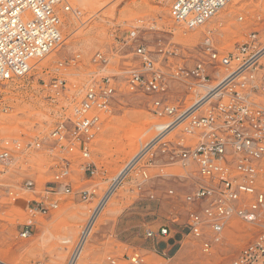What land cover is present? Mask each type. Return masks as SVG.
<instances>
[{
	"label": "rangeland",
	"instance_id": "1",
	"mask_svg": "<svg viewBox=\"0 0 264 264\" xmlns=\"http://www.w3.org/2000/svg\"><path fill=\"white\" fill-rule=\"evenodd\" d=\"M174 1L67 0L71 12L63 15L65 44L35 62L25 78L0 83V153L4 140L38 139L45 145L40 151L14 154L9 166L0 163L3 264H68L83 229L93 217L91 212L155 136L158 121L150 113L149 99L130 93L124 83V72L138 66L132 49L125 47L132 31L139 29L137 41L153 52L160 45L177 47V64L186 68L204 59L201 49L209 31L222 57L246 42L254 31L259 32L264 44V0H235L208 26L196 31H188L174 21ZM97 53L109 59L102 74L115 77L118 90L91 146V158L99 174L89 178L82 169L83 161L73 156L69 182L73 191L88 189L95 194L89 202L62 195L56 198L57 210L47 216L33 213L29 205L43 196L56 171V153L49 151L50 132L64 107L68 106L67 115L71 113L72 105L65 98L73 104L80 103L83 94L79 91L99 72L93 63ZM60 62L65 63L62 69L58 67ZM54 78L64 79L69 90L57 103L52 102L50 90L44 88V83ZM171 96L177 102L184 99L183 85L172 84ZM143 164L144 161L124 177L112 194L76 264H109V257L122 258L128 247L141 252L144 264H230L257 237V226L231 219L221 243L211 253H203L201 241L187 231L192 207L185 197L198 184L196 170L174 166L160 173L159 169H151L150 179L143 182ZM262 166L264 170V162ZM28 181L35 184V192L25 189ZM259 185L264 191V171ZM30 222L32 235L24 239L22 230ZM161 227L169 229L167 237H147L148 232L157 233Z\"/></svg>",
	"mask_w": 264,
	"mask_h": 264
},
{
	"label": "built area",
	"instance_id": "2",
	"mask_svg": "<svg viewBox=\"0 0 264 264\" xmlns=\"http://www.w3.org/2000/svg\"><path fill=\"white\" fill-rule=\"evenodd\" d=\"M234 1L175 0L171 15L186 30L196 31L208 26ZM69 12L67 0H0V83L25 78L35 62L46 59L65 44L63 15ZM242 20L240 17L239 21ZM139 34V29L132 31L125 42L138 66H130L124 72V83L130 93L149 99L150 113L158 121V128L129 173L143 161V182L150 179L151 169H159L160 173L174 166L195 169L198 184L185 197L192 207L188 234L201 241L203 253L209 254L221 243L229 220L255 225L260 230L257 237L230 264H264V191L259 187L264 171V44L259 32H252L246 42L222 57L209 31L201 49L204 59L191 68L177 64V47L160 45L153 52L137 41ZM93 63L99 72L79 91L82 100L73 104L66 97L65 102L72 105L71 113L67 115L68 106L64 107L50 132L49 151L56 153V171L43 196L29 205L33 213L47 216L57 210L56 198L62 195L89 202L95 194L88 189L73 191L69 183L73 156L83 161L82 169L89 178L99 174L91 158V146L118 90L115 77L102 74L109 59L97 53ZM64 66L63 62L58 65L59 69ZM176 83L185 89V98L178 102L171 96L172 84ZM44 88L54 95V103L69 91L66 81L60 78L44 83ZM44 147L38 139L4 140L0 163L9 166L14 154ZM24 187L32 192L36 189L32 181ZM86 226L68 264L77 263L76 252L87 242ZM32 232L30 222L24 226L21 237L27 239ZM168 235L169 229L161 227L157 233L148 232L147 237ZM108 263L144 264V258L139 250L128 247L122 258L109 257Z\"/></svg>",
	"mask_w": 264,
	"mask_h": 264
},
{
	"label": "bare ground",
	"instance_id": "3",
	"mask_svg": "<svg viewBox=\"0 0 264 264\" xmlns=\"http://www.w3.org/2000/svg\"><path fill=\"white\" fill-rule=\"evenodd\" d=\"M140 157L141 156H139V154H138L137 157L132 161V163L130 164V166L122 173V175L118 178V180L115 182V184L111 187L110 191L105 195V197L103 198V200L100 202L99 206L96 209L95 215L90 219V221L88 222V224L86 226V228H87V234L89 233V235H90L91 230H92L93 226L95 225V222H97V220L99 219V216L101 215V213L105 209V206L109 202L112 194L115 192L118 184L120 183V181H122L124 179V177H126L128 175L131 167L139 161ZM82 250H83V245L77 250L75 259H77V258L79 259ZM0 264H3V263L0 262Z\"/></svg>",
	"mask_w": 264,
	"mask_h": 264
}]
</instances>
